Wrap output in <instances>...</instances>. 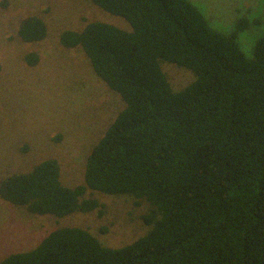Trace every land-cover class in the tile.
<instances>
[{"label": "trees", "instance_id": "trees-1", "mask_svg": "<svg viewBox=\"0 0 264 264\" xmlns=\"http://www.w3.org/2000/svg\"><path fill=\"white\" fill-rule=\"evenodd\" d=\"M90 1L129 25L89 20L59 39L85 53L124 107L89 152L82 183L65 184L60 161L47 157L2 177L0 198L64 217L102 214L95 193L127 196L145 207L149 229L112 246L63 226L0 264H264V29L250 48L241 41L264 20L239 10L226 28L201 0ZM48 35L39 15L21 22L26 42ZM39 59L26 55L31 65ZM168 62L194 77L174 88Z\"/></svg>", "mask_w": 264, "mask_h": 264}, {"label": "rangeland", "instance_id": "rangeland-1", "mask_svg": "<svg viewBox=\"0 0 264 264\" xmlns=\"http://www.w3.org/2000/svg\"><path fill=\"white\" fill-rule=\"evenodd\" d=\"M201 1L214 8L217 21L226 28H234L239 10L264 20V0ZM30 15H39L48 24L44 40L26 42L19 36L21 22ZM95 19L128 24L90 0H0V182L5 175L26 171L47 157L60 161L65 184L83 182L89 152L124 107L120 95L96 75L85 53L64 47L59 39L63 30L79 29ZM253 28L241 37L247 49L264 26ZM30 52L40 56L35 65L26 60ZM168 63L165 70L174 88L194 77L191 71ZM94 196L105 205L102 214L94 210L64 217L32 214L0 198V259L15 250L34 248L48 231L63 226L87 228L112 246L148 231L140 216L143 205L136 206L127 196ZM103 228L108 232L102 233Z\"/></svg>", "mask_w": 264, "mask_h": 264}]
</instances>
